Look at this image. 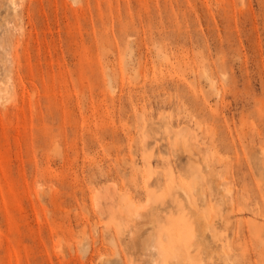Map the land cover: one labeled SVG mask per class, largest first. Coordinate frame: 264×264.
I'll return each instance as SVG.
<instances>
[{
  "label": "rangeland",
  "instance_id": "rangeland-1",
  "mask_svg": "<svg viewBox=\"0 0 264 264\" xmlns=\"http://www.w3.org/2000/svg\"><path fill=\"white\" fill-rule=\"evenodd\" d=\"M0 264H264V0H0Z\"/></svg>",
  "mask_w": 264,
  "mask_h": 264
},
{
  "label": "bare ground",
  "instance_id": "bare-ground-1",
  "mask_svg": "<svg viewBox=\"0 0 264 264\" xmlns=\"http://www.w3.org/2000/svg\"><path fill=\"white\" fill-rule=\"evenodd\" d=\"M150 245H151V244H150ZM154 245H155V243H154L152 246H154ZM158 245H159V244H158ZM158 245H157V246H158ZM156 248H157V247H156ZM158 248L160 249V247H158ZM153 250H154V249H153Z\"/></svg>",
  "mask_w": 264,
  "mask_h": 264
}]
</instances>
